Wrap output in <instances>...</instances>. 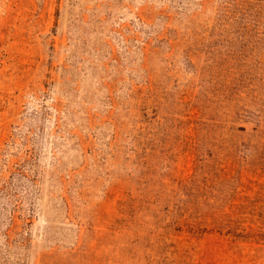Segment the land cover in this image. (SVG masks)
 Instances as JSON below:
<instances>
[{"label":"rangeland","instance_id":"374dc122","mask_svg":"<svg viewBox=\"0 0 264 264\" xmlns=\"http://www.w3.org/2000/svg\"><path fill=\"white\" fill-rule=\"evenodd\" d=\"M0 264H264V0H0Z\"/></svg>","mask_w":264,"mask_h":264}]
</instances>
